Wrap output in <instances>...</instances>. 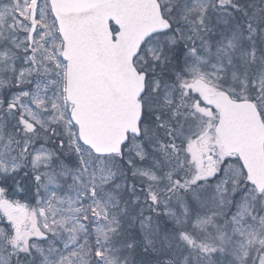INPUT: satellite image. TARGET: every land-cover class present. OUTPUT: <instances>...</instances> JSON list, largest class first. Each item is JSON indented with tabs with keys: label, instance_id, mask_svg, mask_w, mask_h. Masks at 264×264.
I'll list each match as a JSON object with an SVG mask.
<instances>
[{
	"label": "snow or ice",
	"instance_id": "snow-or-ice-1",
	"mask_svg": "<svg viewBox=\"0 0 264 264\" xmlns=\"http://www.w3.org/2000/svg\"><path fill=\"white\" fill-rule=\"evenodd\" d=\"M0 264H264V0H0Z\"/></svg>",
	"mask_w": 264,
	"mask_h": 264
}]
</instances>
